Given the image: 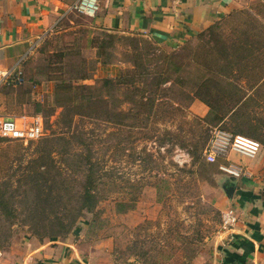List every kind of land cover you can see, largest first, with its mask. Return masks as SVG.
I'll return each mask as SVG.
<instances>
[{"label":"rangeland","instance_id":"374dc122","mask_svg":"<svg viewBox=\"0 0 264 264\" xmlns=\"http://www.w3.org/2000/svg\"><path fill=\"white\" fill-rule=\"evenodd\" d=\"M248 5L240 19L223 21L221 39L206 47L198 39L165 52L134 35L98 38L88 17L75 12L43 39L25 62L29 81L0 86V116L40 114L45 126V135L28 144L0 137V252L55 238L105 245L112 264H193L213 253L222 230L217 196L227 197L228 176L220 157L210 165L203 154V168L182 144L208 143L216 128L235 134L238 123L241 135L264 146V39L257 36L264 32V2ZM103 39L99 54L95 43ZM130 72L138 74L134 84L103 92L119 114L108 107L62 128L52 78L94 85ZM162 76L171 81L157 88ZM206 79L220 80L233 102L225 109L235 108L237 123L202 121L208 116L196 106L209 108L193 94ZM237 86L243 98L232 94ZM135 94L146 105L153 99L155 109L137 107L130 101ZM80 138L98 164L93 212L81 204L88 166Z\"/></svg>","mask_w":264,"mask_h":264},{"label":"crops","instance_id":"0c3cea01","mask_svg":"<svg viewBox=\"0 0 264 264\" xmlns=\"http://www.w3.org/2000/svg\"><path fill=\"white\" fill-rule=\"evenodd\" d=\"M76 1L0 0V70L17 66L23 73L25 62L39 43L74 13L68 7ZM256 2L264 0H99L97 15L87 20L95 30L142 36L162 51L175 52L190 46L212 26L230 17L240 19L248 4ZM196 107L203 116H208L209 109ZM261 146L253 157L227 152L220 158L219 166L233 164L245 172L234 177L235 191L230 199L217 196L221 212L233 209L238 222L228 232L221 230L214 241L213 253L197 258L193 264H264V146ZM0 264H112V261L105 245L96 242L55 239L41 243L34 238L0 252Z\"/></svg>","mask_w":264,"mask_h":264},{"label":"trees","instance_id":"16d2710c","mask_svg":"<svg viewBox=\"0 0 264 264\" xmlns=\"http://www.w3.org/2000/svg\"><path fill=\"white\" fill-rule=\"evenodd\" d=\"M222 23H218L211 28H209L207 31L201 33L199 35V40L201 41V44L199 47H206L211 44V40H215L216 43L218 42V39H221L222 35L218 33V30L221 28ZM262 28L264 29V25H262ZM99 31V30H98ZM100 33H95L98 38L99 36H109L110 33H107L105 31H99ZM136 36V35H134ZM259 39H264V32L261 30L259 34H257ZM140 38H144L142 36H138ZM210 37V38H209ZM209 38V39H208ZM97 42L95 47L97 48L99 54L101 51L104 50V39L101 42ZM93 43L94 41H90V43ZM246 45V44H245ZM260 47L264 48V43L260 45ZM137 48V47H136ZM139 68V67H137ZM232 72V70H231ZM133 73L132 76H128V74H125L123 76L115 77L114 79L111 78H104L100 81H96L94 85H85V84H73L68 82L64 77H56L52 78L51 80H55V88H54V104L57 107V109H60V113L58 115V122L63 126V129H66L67 131L70 130L77 118L81 120L85 119H93L94 115L97 113V110L101 109H109V102L108 98L104 96L103 92H107L110 94L113 89H121L123 86H129L135 83L137 80V75L134 74L135 72H130L129 74ZM264 79V75L262 76ZM23 84L21 85H13V84H5L2 85L7 88H13V87H19L21 88L26 81H29V79L26 76L25 68L23 66ZM82 81L88 80L87 75L81 77ZM170 78L168 77H160L156 82H154V85L157 88H160L161 86L167 84L170 82ZM36 83V81H33ZM232 82V81H230ZM220 80H204L198 85L197 89L195 90L193 96L195 100H199L200 102L204 103L209 108V114L208 118L202 121L208 122L215 121L217 124L224 123L227 119L234 120L235 123H237L239 114L235 110V108L231 110H227L226 105L233 103L232 101H228V99H225L224 97L228 96L226 94V90H223L221 88ZM228 92V90H227ZM237 93L238 98L240 97L242 93L241 89L238 88L237 90L232 93ZM111 96V94L109 95ZM245 96V95H244ZM134 97L136 98V94L130 97V101L132 103H135V105L139 108L146 107L147 109L154 110L155 101L153 99L150 100L149 105H146V103L134 101ZM114 98V97H113ZM239 101H236L235 104H237ZM24 106V104H23ZM154 108V109H153ZM111 111L114 113L119 114L120 111H118L115 106L110 107ZM16 116H26V117H42L40 114H26L21 113L20 115ZM196 120V118H195ZM201 120V119H197ZM70 132V131H69ZM56 132H53V136H56ZM65 134V133H64ZM235 134H240L238 132V123H237V130H235ZM241 135V134H240ZM79 135H77L78 137ZM82 136V134H80ZM244 136V135H243ZM253 136V135H250ZM79 138V137H78ZM250 138V137H249ZM208 139V138H207ZM7 141H11L9 139H5ZM207 141V140H206ZM204 142L201 144H185V142L182 144L183 148H187L191 146V149H188L190 152L191 157L193 158V161L200 164L203 168H206V163L203 159V151L205 148V145L207 142ZM79 143L84 146L86 149L87 155H84V160L87 164V174L85 175V181L83 186V191L81 194V204L82 208L88 210L89 212H93L98 204H99V198L96 193L97 186H98V180H99V173H98V164L96 161L93 160V153H92V146L89 145L85 139L80 138ZM211 165V164H210ZM55 240V238L53 239Z\"/></svg>","mask_w":264,"mask_h":264},{"label":"built area","instance_id":"2783aa9c","mask_svg":"<svg viewBox=\"0 0 264 264\" xmlns=\"http://www.w3.org/2000/svg\"><path fill=\"white\" fill-rule=\"evenodd\" d=\"M99 10V0H77L68 7V11L76 12L87 17H95ZM23 73L17 66L0 70V86L5 84H23ZM45 135L44 121L41 117L26 116H0V137L11 141L28 144ZM261 144L249 137L233 134L219 128L211 132L210 139L203 151L206 161L216 163L218 158H223L227 152H235L247 157L255 156ZM220 171L233 177H241L245 172L233 164L219 166ZM238 222V217L233 209L222 212L221 229L224 232L232 230Z\"/></svg>","mask_w":264,"mask_h":264},{"label":"water","instance_id":"95a60500","mask_svg":"<svg viewBox=\"0 0 264 264\" xmlns=\"http://www.w3.org/2000/svg\"><path fill=\"white\" fill-rule=\"evenodd\" d=\"M229 186L223 187V190L225 191V194L230 199L235 191V183L236 178L234 177H228Z\"/></svg>","mask_w":264,"mask_h":264}]
</instances>
